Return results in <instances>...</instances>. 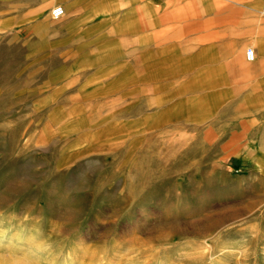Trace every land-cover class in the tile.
<instances>
[{"label":"rangeland","instance_id":"1","mask_svg":"<svg viewBox=\"0 0 264 264\" xmlns=\"http://www.w3.org/2000/svg\"><path fill=\"white\" fill-rule=\"evenodd\" d=\"M54 6L0 0V210L38 220L75 264H118L133 237L165 244L148 228L174 221L184 232L163 259L264 264V149L173 134L189 115L208 131L211 111L166 113L150 95L148 54L110 39L71 47L54 35ZM28 7L39 12L27 22ZM206 240L213 255L199 253Z\"/></svg>","mask_w":264,"mask_h":264},{"label":"crops","instance_id":"2","mask_svg":"<svg viewBox=\"0 0 264 264\" xmlns=\"http://www.w3.org/2000/svg\"><path fill=\"white\" fill-rule=\"evenodd\" d=\"M44 1L65 8L53 32L71 47L110 39L125 54H148L150 95L166 113L211 111L208 131L204 117L189 115L173 134L196 143L210 133L224 150L264 149V0ZM38 12L28 7L22 17Z\"/></svg>","mask_w":264,"mask_h":264},{"label":"clouds","instance_id":"3","mask_svg":"<svg viewBox=\"0 0 264 264\" xmlns=\"http://www.w3.org/2000/svg\"><path fill=\"white\" fill-rule=\"evenodd\" d=\"M0 264H75V257L29 214L0 210Z\"/></svg>","mask_w":264,"mask_h":264},{"label":"bare ground","instance_id":"4","mask_svg":"<svg viewBox=\"0 0 264 264\" xmlns=\"http://www.w3.org/2000/svg\"><path fill=\"white\" fill-rule=\"evenodd\" d=\"M231 212V211H230ZM234 216V215H233ZM232 218V214L225 213L222 217L219 218L221 221L229 220ZM215 222V221H214ZM214 222H211L212 224H207L204 227L207 229H210L213 227ZM220 222V221H218ZM169 223V224H168ZM181 223V222H180ZM180 223L174 222H167L162 225L153 226L152 228L149 227L148 229L158 230L160 235L158 237L163 238L164 240H167V243L165 244H159L156 245L157 241L155 238L150 239L148 241L140 240L138 237H133L132 243L125 242L124 244V252L122 253L121 257L118 260V264H186L187 262H190L192 260V256H185V255H179L177 254L175 257L172 258V260L163 259L160 257V254L164 253L165 251H168L171 249V247L178 245L176 242H173L175 240L172 239V237H175L177 234H182L184 232V226ZM134 234H136V231L134 230ZM158 233V234H159ZM135 236V235H133ZM168 239H165V238ZM132 238V237H131ZM210 239V238H209ZM173 242L171 247L166 246L168 243ZM206 243L208 245L204 248V250H201L199 253L200 255H206V253H209V255L214 254V246L212 244V241L206 240ZM218 246V245H217ZM207 248V250H205ZM232 252V249L229 250ZM241 251V250H240ZM149 252L148 258L142 259V254ZM153 252V253H152ZM210 257V256H209ZM213 258V257H212ZM213 260V259H211ZM213 263V261H212ZM100 264H109L105 262H100ZM245 264V262H243Z\"/></svg>","mask_w":264,"mask_h":264},{"label":"built area","instance_id":"5","mask_svg":"<svg viewBox=\"0 0 264 264\" xmlns=\"http://www.w3.org/2000/svg\"><path fill=\"white\" fill-rule=\"evenodd\" d=\"M65 14V8L62 5H55L51 9V15L53 19H59ZM246 57L249 60H253L255 57V50L252 47L247 48Z\"/></svg>","mask_w":264,"mask_h":264}]
</instances>
